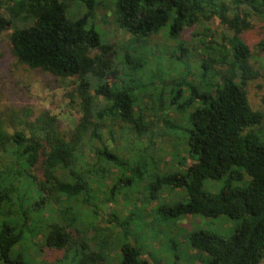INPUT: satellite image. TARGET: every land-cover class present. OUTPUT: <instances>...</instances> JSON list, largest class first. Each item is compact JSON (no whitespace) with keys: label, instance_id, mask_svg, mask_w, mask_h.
<instances>
[{"label":"trees","instance_id":"obj_1","mask_svg":"<svg viewBox=\"0 0 264 264\" xmlns=\"http://www.w3.org/2000/svg\"><path fill=\"white\" fill-rule=\"evenodd\" d=\"M103 1L0 0V48L15 64L60 79L79 114L64 127L44 105L0 101V264H28L16 249L28 235L42 237L59 261L106 264L102 245L88 235L92 218L122 195L132 206V177L141 179L147 168L150 182L141 186L150 198L162 189L187 197L162 206L166 217L233 221L227 238L187 231L203 264H260L264 68L253 58L263 50L264 26L255 23L264 22V0H106L116 29L130 37L125 44L110 41L96 24ZM215 19L224 31L211 34L207 55L194 60L184 34ZM252 30L257 43L246 36ZM159 37L178 43L179 53L170 50L166 63L151 46ZM154 57L153 77L163 80L152 90L144 77ZM146 98L149 120L139 109ZM157 136L185 150L190 162L183 171H160L168 167L150 154ZM206 180L218 191H205ZM114 222L117 232L107 239L117 264H150L132 238V208Z\"/></svg>","mask_w":264,"mask_h":264},{"label":"rangeland","instance_id":"obj_2","mask_svg":"<svg viewBox=\"0 0 264 264\" xmlns=\"http://www.w3.org/2000/svg\"><path fill=\"white\" fill-rule=\"evenodd\" d=\"M105 5H107L106 0L100 6L96 24L110 41L125 44L130 39L129 35L116 29V25L112 20V13L105 8ZM255 24L257 27L264 26L262 21H256ZM223 31L224 28L217 19L212 22L198 23L186 32L183 38L181 37L185 39V42L187 41V55L194 60H199V58L207 55V42L210 35H219ZM246 36L251 42L257 43L261 40V37L253 30L247 31ZM262 42L261 47L263 50L257 56L255 54L253 60L257 61L258 66L264 68V40ZM152 45L155 47L156 52L162 55V63H166L170 50L179 53L178 43L174 41H167L159 37L152 41ZM155 62V57L147 61L149 70L147 69L148 71L144 77V81L149 84V89L152 90L154 86L160 87L163 80L159 76L156 80L153 77ZM150 83L154 85H150ZM63 85L60 79L55 80L50 75L15 64L9 53L3 47L0 48V101L44 105L58 117L64 127H69L79 119V114L75 108L71 107ZM249 97L252 105L258 107V97L255 96V91L252 88H250ZM147 106H150V103L146 98L139 109L142 115L149 120ZM173 109L167 106L164 113L172 116L174 114ZM161 137L157 136L155 138L157 149L155 153H150L159 161H163L162 167H168L167 170L160 171H183L190 162L186 158L185 150H174L168 137L165 142H159ZM150 170L152 171L151 168ZM147 171L148 168L139 180L132 177V206L127 201L128 196L122 195L119 204L109 207L104 216H97L96 220L94 217L92 218V222L96 223L93 226L94 228L89 231V234L85 230L91 241L94 245L98 243L102 245V254L107 259L106 264H117V249L107 238L110 234H116L117 232L115 218L118 216L123 217L132 208V238L136 240L137 248L141 249L142 257L150 264H203L201 255L190 247L186 238L187 231L204 228L227 238L233 229V221L228 220L225 216L218 219L205 218L199 215L184 216L178 219L166 217L161 209L162 206L185 201L187 197L186 199L181 198L179 191H171L170 193L167 191L165 193L166 190L162 189L156 190V196L150 198V191L142 189L141 186L143 183L148 184L150 182ZM218 189L219 185L213 184L210 180L204 182L205 191L215 193ZM99 204L100 208L104 207L103 202ZM41 215L43 216L42 213H40ZM226 221L230 222L226 223ZM224 223H226L225 227L223 226ZM38 237L39 235H28L25 240L16 246L17 250L26 254L28 264H75L69 259L59 261L60 253L45 250L42 237ZM260 264H264V258Z\"/></svg>","mask_w":264,"mask_h":264}]
</instances>
